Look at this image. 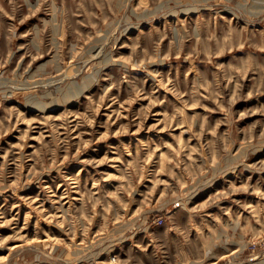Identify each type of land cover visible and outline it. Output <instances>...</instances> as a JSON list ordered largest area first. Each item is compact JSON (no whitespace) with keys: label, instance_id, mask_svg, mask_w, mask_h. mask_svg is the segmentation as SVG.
Returning <instances> with one entry per match:
<instances>
[{"label":"rangeland","instance_id":"rangeland-1","mask_svg":"<svg viewBox=\"0 0 264 264\" xmlns=\"http://www.w3.org/2000/svg\"><path fill=\"white\" fill-rule=\"evenodd\" d=\"M259 262L264 0H0V264Z\"/></svg>","mask_w":264,"mask_h":264},{"label":"bare ground","instance_id":"bare-ground-1","mask_svg":"<svg viewBox=\"0 0 264 264\" xmlns=\"http://www.w3.org/2000/svg\"><path fill=\"white\" fill-rule=\"evenodd\" d=\"M195 191V190H194ZM253 264H264V262H259V263H253Z\"/></svg>","mask_w":264,"mask_h":264}]
</instances>
